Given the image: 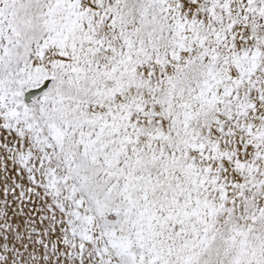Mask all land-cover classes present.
<instances>
[{"label": "snow or ice", "instance_id": "1", "mask_svg": "<svg viewBox=\"0 0 264 264\" xmlns=\"http://www.w3.org/2000/svg\"><path fill=\"white\" fill-rule=\"evenodd\" d=\"M0 264H264V0H0Z\"/></svg>", "mask_w": 264, "mask_h": 264}]
</instances>
